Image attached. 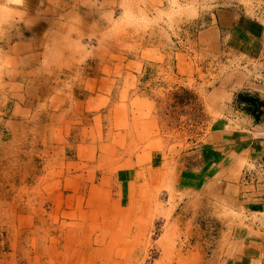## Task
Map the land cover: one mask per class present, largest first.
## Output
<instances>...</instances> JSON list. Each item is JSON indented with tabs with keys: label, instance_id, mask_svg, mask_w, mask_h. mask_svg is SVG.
Instances as JSON below:
<instances>
[{
	"label": "rangeland",
	"instance_id": "1",
	"mask_svg": "<svg viewBox=\"0 0 264 264\" xmlns=\"http://www.w3.org/2000/svg\"><path fill=\"white\" fill-rule=\"evenodd\" d=\"M24 3L0 0V264H206L217 237L210 198L172 183L218 142L241 151L225 167L258 208L215 217L251 220L264 238V0ZM227 12L241 23L219 32ZM240 24L260 46L230 37ZM240 97L263 104L258 121ZM121 179H135L128 199L147 218L138 243L123 235ZM93 187L111 192L109 205L88 199ZM104 207L116 223L105 246L92 240L66 259L82 211L100 222Z\"/></svg>",
	"mask_w": 264,
	"mask_h": 264
},
{
	"label": "crops",
	"instance_id": "2",
	"mask_svg": "<svg viewBox=\"0 0 264 264\" xmlns=\"http://www.w3.org/2000/svg\"><path fill=\"white\" fill-rule=\"evenodd\" d=\"M24 4H36L37 0H24ZM225 13V12H224ZM29 18L28 22H32L35 20H38V16L34 15L33 13H29ZM230 18V21H229ZM44 19V18H42ZM48 19H44L43 22L46 23ZM223 23L225 26L219 25L218 31L220 32L221 29H226L228 30L229 28V22H240L241 19L235 18L232 14L229 15L227 12L222 16ZM227 24V25H226ZM42 26V25H41ZM231 28V27H230ZM212 31V29H211ZM214 32V31H212ZM230 37H237L241 38L245 43H251L254 46H260V42L258 41L259 39L261 40V36L258 33H255L254 31L250 32L247 28L245 27H240L238 29H235L232 34H230ZM9 42V41H8ZM7 42V43H8ZM20 43H14L12 44V47H9L11 51H14V49L20 50L21 48ZM262 46V44H261ZM264 47V46H263ZM259 49V47H256ZM254 47V49H256ZM1 69V68H0ZM211 147L206 149L203 158V163L201 166H196L192 171L188 172H182L176 170L174 172V178L172 183V187L174 185V188L176 190V183L180 184H189L191 186V190H194V193L196 192V188L202 187L201 191H206V199L210 198L208 203H210V208H209V214L211 218H215L214 224L216 225L214 227L216 232V238H214V243H215V248L214 252H212L211 255H204L203 257L205 258L206 264H264V238L256 236L254 234L255 230V224L251 220H247V222L244 223V225H241L238 220L232 221V220H225L222 218L221 220L216 219L215 215L217 214L216 212H220L223 208L226 210H233L234 212L238 214H242L245 211L248 212V214L251 212L254 213L255 208H258L256 206L257 203H254L251 201V196L253 195L250 193L249 190L244 189L242 186L241 179L235 175L236 168L231 169L233 166L225 167L226 160H231L232 158L234 161L238 162L240 152L237 153L235 149L228 150V149H223V143H216L210 144ZM228 153H232L231 155H227ZM243 153V152H242ZM241 153V154H242ZM236 156V158H235ZM241 157V156H240ZM232 170V171H230ZM132 178V176H131ZM120 178H118L119 180ZM90 182L92 178L89 179ZM135 179H132L131 181H123L121 179V186H125L126 191L119 190L121 194V199L119 200V203L122 205L123 197H127V201H130L128 205L121 206V211H127L131 213V217H129L126 221L130 220L129 224L126 225V232L123 233L125 235L131 234L130 238L132 239L133 243H138V239L141 235V233L144 231V227H142L144 224H146V217L144 215H139L141 213L140 211L135 210V206L131 205V200H129V196L131 194V190L133 188L131 185L135 183ZM123 184V185H122ZM128 184V185H127ZM176 184V185H175ZM126 192V193H125ZM180 192V191H179ZM84 193V191L82 192ZM142 193V192H141ZM111 192L109 190L104 191V189L101 188H95L93 187L90 190L89 197L88 199H91L92 197H97L100 199V196L105 198V203H109V198H110ZM144 196L145 199L150 196V192L146 191L145 193L141 194ZM133 200V198H132ZM83 201V200H82ZM251 204L252 206H249ZM105 205V204H104ZM109 205V204H108ZM79 206H81V201L76 206V210H74V213H77ZM255 206V207H254ZM105 209H101L99 212H101L102 216L105 214L104 212H108L109 208L104 207ZM143 211V210H142ZM190 211V210H189ZM188 211V213H189ZM250 211V212H249ZM84 218L83 222L81 224H78L76 227L73 226L74 228L76 227V231H71L67 233V238L70 235L69 239V245L72 247V250H69L67 248L66 244V249L64 250L65 253L68 256L65 258H78V256L81 254V252L85 249H82L83 245L86 246L87 244H91V241L94 240L95 242L99 244H104L106 235H103L105 231H110L113 229V226L115 227V222L105 219L104 216L101 219L102 221L98 222L93 209L91 208V211H82ZM135 215V216H134ZM250 215V214H249ZM101 216V217H102ZM109 217L108 215H106ZM87 223L86 226H84V223ZM166 224L163 226V229L166 228ZM174 224V222H170L169 225ZM176 224V223H175ZM119 225V224H118ZM136 226L139 228V231L136 232V228L133 230L131 229L133 226ZM187 222H179V226L177 227L179 230L186 228ZM192 225V223H191ZM251 225L252 232H249V226ZM60 227H64L62 224ZM250 228V229H251ZM132 230V233L131 231ZM100 231V232H99ZM111 232V231H110ZM120 232H115L112 234L114 238L120 237L119 234ZM135 234V235H134ZM185 233L183 232V235ZM192 234L190 233L189 238L193 239L191 236ZM134 236V237H133ZM109 243V242H108ZM110 244V243H109ZM105 246V244L103 245ZM109 247V245H108ZM77 248H80L79 250ZM87 249V248H86ZM99 252L102 251V249L99 247ZM99 255H106V251L101 252ZM105 257V256H104ZM101 258V257H100ZM87 262H90V258L87 259ZM86 260L84 261V264L87 263ZM90 264V263H87Z\"/></svg>",
	"mask_w": 264,
	"mask_h": 264
},
{
	"label": "trees",
	"instance_id": "3",
	"mask_svg": "<svg viewBox=\"0 0 264 264\" xmlns=\"http://www.w3.org/2000/svg\"><path fill=\"white\" fill-rule=\"evenodd\" d=\"M242 101H245L247 103H251L256 105V110H258V113H254L253 111H250V113L254 116L255 120L258 121L260 118L261 113L259 112V108H261V106L263 105L261 102H259L258 100H255L253 98L250 97H240L239 98Z\"/></svg>",
	"mask_w": 264,
	"mask_h": 264
},
{
	"label": "built area",
	"instance_id": "4",
	"mask_svg": "<svg viewBox=\"0 0 264 264\" xmlns=\"http://www.w3.org/2000/svg\"><path fill=\"white\" fill-rule=\"evenodd\" d=\"M148 264H151V262H148Z\"/></svg>",
	"mask_w": 264,
	"mask_h": 264
}]
</instances>
